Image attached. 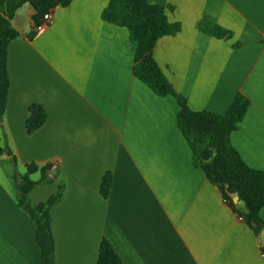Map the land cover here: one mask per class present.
<instances>
[{"label":"crops","instance_id":"crops-1","mask_svg":"<svg viewBox=\"0 0 264 264\" xmlns=\"http://www.w3.org/2000/svg\"><path fill=\"white\" fill-rule=\"evenodd\" d=\"M108 1L57 7L32 38L31 6L11 20L18 37L7 46L0 119V264H39L35 226L14 188L29 163L51 165L54 178L31 188L32 204L64 185L50 211L54 264H96L103 239L122 264H264V230L255 234L193 165L176 99L134 76L127 30L101 18ZM148 2L180 25L152 50L174 91L191 110L217 114L243 95L249 106L230 144L247 166L264 171V0ZM209 22L229 35L217 39L199 28ZM32 104L46 120L28 134ZM259 216L264 223V207Z\"/></svg>","mask_w":264,"mask_h":264},{"label":"trees","instance_id":"trees-1","mask_svg":"<svg viewBox=\"0 0 264 264\" xmlns=\"http://www.w3.org/2000/svg\"><path fill=\"white\" fill-rule=\"evenodd\" d=\"M73 0H0V119L5 112L9 80L6 70L7 46L18 37L11 26L16 10L28 4L34 10L33 29L29 34H36V27L42 23L43 15L57 7H66ZM101 18L112 25L125 28L133 51V74L155 94L173 96L179 106L177 125L192 152L193 165L200 168L210 184L217 187L223 199L247 225L258 234L264 230L259 212L264 207V171L252 169L240 158L230 144V135L236 130L245 115L249 101L237 94L227 111L217 114L209 111L191 110L185 99L178 95L152 57V50L157 41L164 36H173L180 30V25L171 23L165 16V8L150 4L148 0H109L101 13ZM199 28L217 39L225 38L229 31L212 23H203ZM25 121L28 134L40 128L46 114L41 106L32 104ZM4 152L0 148V155ZM23 175L16 177V199L18 206L31 219L35 226V243L39 249V264H54V240L51 232L50 211L61 198L64 185L58 183L57 191L46 202L32 204L27 195L32 187L43 183H52L49 176L51 165L38 166L29 163ZM40 173L37 181L30 179ZM112 177L108 173L100 183V194L107 198ZM238 196L243 203L239 209L231 197ZM264 253V248L262 249ZM96 264H122L111 245L103 239L100 242Z\"/></svg>","mask_w":264,"mask_h":264},{"label":"built area","instance_id":"built-area-1","mask_svg":"<svg viewBox=\"0 0 264 264\" xmlns=\"http://www.w3.org/2000/svg\"><path fill=\"white\" fill-rule=\"evenodd\" d=\"M51 19H52V12L49 11V12L45 13L43 15V18H42V23L38 27H36V31H39L43 27H45L46 25H48L50 23Z\"/></svg>","mask_w":264,"mask_h":264},{"label":"rangeland","instance_id":"rangeland-1","mask_svg":"<svg viewBox=\"0 0 264 264\" xmlns=\"http://www.w3.org/2000/svg\"><path fill=\"white\" fill-rule=\"evenodd\" d=\"M23 172L22 171H18V174H22ZM17 174V173H16ZM19 175H15V177L14 178H16V177H18ZM33 178H37V175H36V177H33ZM16 179H15V184H16ZM8 185H9V187H10V189H11V191H12V189H13V181H11V180H9L8 181ZM15 186V185H14ZM15 188V187H14Z\"/></svg>","mask_w":264,"mask_h":264},{"label":"water","instance_id":"water-1","mask_svg":"<svg viewBox=\"0 0 264 264\" xmlns=\"http://www.w3.org/2000/svg\"><path fill=\"white\" fill-rule=\"evenodd\" d=\"M231 197L235 203L238 202V196L236 194H232Z\"/></svg>","mask_w":264,"mask_h":264}]
</instances>
